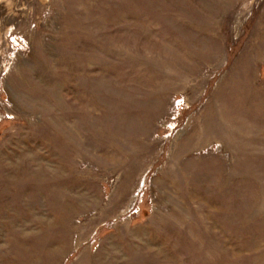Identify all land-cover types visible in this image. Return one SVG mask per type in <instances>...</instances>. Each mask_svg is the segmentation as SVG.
I'll use <instances>...</instances> for the list:
<instances>
[{
    "label": "rangeland",
    "instance_id": "obj_1",
    "mask_svg": "<svg viewBox=\"0 0 264 264\" xmlns=\"http://www.w3.org/2000/svg\"><path fill=\"white\" fill-rule=\"evenodd\" d=\"M0 264H264V0H0Z\"/></svg>",
    "mask_w": 264,
    "mask_h": 264
}]
</instances>
